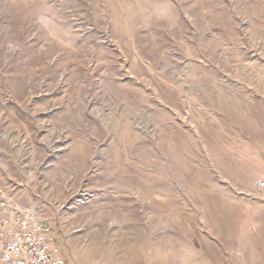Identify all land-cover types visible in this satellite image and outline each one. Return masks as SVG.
<instances>
[{
  "label": "rangeland",
  "instance_id": "rangeland-1",
  "mask_svg": "<svg viewBox=\"0 0 264 264\" xmlns=\"http://www.w3.org/2000/svg\"><path fill=\"white\" fill-rule=\"evenodd\" d=\"M263 164L264 0H0V219L82 264H264Z\"/></svg>",
  "mask_w": 264,
  "mask_h": 264
},
{
  "label": "built area",
  "instance_id": "built-area-1",
  "mask_svg": "<svg viewBox=\"0 0 264 264\" xmlns=\"http://www.w3.org/2000/svg\"><path fill=\"white\" fill-rule=\"evenodd\" d=\"M255 187L264 190V167ZM8 207V206H7ZM0 264H64L54 256L42 222L15 210L0 219Z\"/></svg>",
  "mask_w": 264,
  "mask_h": 264
},
{
  "label": "crops",
  "instance_id": "crops-1",
  "mask_svg": "<svg viewBox=\"0 0 264 264\" xmlns=\"http://www.w3.org/2000/svg\"><path fill=\"white\" fill-rule=\"evenodd\" d=\"M263 167H264V164L262 165L260 169L259 178H261L262 176ZM257 191L264 193V190H257ZM256 199H264V194H262V196L258 195ZM21 212L32 213V210L30 211L26 210V211H21ZM44 235L49 241V245L52 251L54 252V256L61 259L64 262V264H82L78 255H71L67 251V249H70V245H67V244L64 245V244L58 243V241L55 240L56 239L55 235L49 232V230H47L46 227H44ZM73 248L76 249L75 246ZM71 251L73 250L71 249Z\"/></svg>",
  "mask_w": 264,
  "mask_h": 264
}]
</instances>
